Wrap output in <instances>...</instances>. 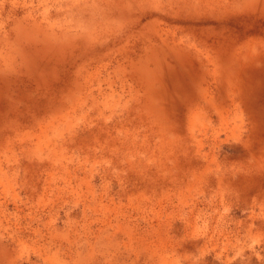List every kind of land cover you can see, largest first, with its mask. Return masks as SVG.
Listing matches in <instances>:
<instances>
[{
  "label": "rangeland",
  "instance_id": "1",
  "mask_svg": "<svg viewBox=\"0 0 264 264\" xmlns=\"http://www.w3.org/2000/svg\"><path fill=\"white\" fill-rule=\"evenodd\" d=\"M0 264H264V0H0Z\"/></svg>",
  "mask_w": 264,
  "mask_h": 264
}]
</instances>
